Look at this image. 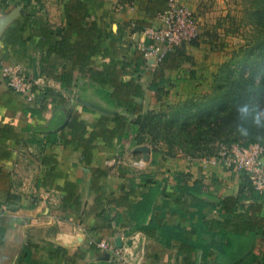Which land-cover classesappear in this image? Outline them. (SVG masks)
Masks as SVG:
<instances>
[{
  "label": "crops",
  "instance_id": "1",
  "mask_svg": "<svg viewBox=\"0 0 264 264\" xmlns=\"http://www.w3.org/2000/svg\"><path fill=\"white\" fill-rule=\"evenodd\" d=\"M170 1L202 15L201 35L197 44L176 48L157 72L138 44L145 27L160 25L158 14ZM204 4L0 0V56L36 81L29 101L9 88L0 66V264H118L91 239L116 243L120 236L127 244L133 234L146 252L143 264H264V196L248 179L221 163L167 155L161 144L138 138L131 123L211 92L229 51L225 38L212 37L217 27L207 22ZM135 85L142 97L132 93ZM119 87L123 99L114 96ZM136 105L141 110L131 114ZM75 113L86 122L81 138L67 127ZM143 144L151 147L149 160L135 151ZM179 174L189 185L202 179L200 192L177 191ZM158 182L166 190L157 207L168 204L147 233L131 211ZM228 196L239 198L237 213L253 219L255 233L238 219L227 222ZM160 215L155 208L143 224Z\"/></svg>",
  "mask_w": 264,
  "mask_h": 264
},
{
  "label": "trees",
  "instance_id": "2",
  "mask_svg": "<svg viewBox=\"0 0 264 264\" xmlns=\"http://www.w3.org/2000/svg\"><path fill=\"white\" fill-rule=\"evenodd\" d=\"M30 1L25 0L26 5ZM249 17L253 19L251 28L254 30V37L235 49L231 57L221 64L215 74L212 91L199 97H192L179 103L166 105V108L168 107L166 111L163 108L159 111L140 114L137 119L131 122L137 127L136 136L138 138L149 137L151 132L147 130L146 123L156 121V124L162 123L163 126L162 128L157 127L156 133L152 134V140L155 144H158V139L162 135L165 138L167 137L166 141L169 149L165 152L171 156L176 155L180 149L184 155L195 159L215 155L218 151L215 150L217 147H211L210 143L218 139H222L227 143H222L225 145L236 143L246 146L255 142L264 145V0H254V5L249 8ZM230 18L234 25L236 19L232 16L229 17V20ZM235 27L238 29V25ZM197 42L198 40H194L192 44H197ZM172 52L167 54L158 64L155 69L157 72L162 66L166 65ZM144 61L146 62L145 58ZM102 80L107 82L108 79ZM163 82L156 83L155 87L157 89L162 88L161 84ZM158 84L159 86H157ZM130 86H133V84ZM134 88L132 93L142 97L144 92L141 87L135 85ZM115 94L114 96L117 98L123 99L127 92L124 87H119ZM127 104L131 106V103L127 102ZM129 109L130 113L137 112L141 110V106L136 105V107ZM122 122L126 126L124 121H121V124ZM85 123L83 119H80L79 114L75 113L70 116L67 127L70 128L73 136L81 138L86 130ZM118 123L120 125V121ZM56 139L57 133L50 134L51 141ZM176 144L179 145L180 149H175L174 145ZM242 174L251 184L249 176L245 172H242ZM184 176L186 178L187 174L175 176L177 181L175 189L184 193L198 194L203 185L202 179H197L193 185H189L184 180ZM165 185V183L158 182L155 186L149 187L132 207L131 215L135 216L137 213L139 222H142L137 226L147 233H152L156 229V221L162 219L165 214L164 210L168 201L164 199V205L160 208L156 204L158 196L166 190ZM222 202L227 215L226 220L229 224H233V220L238 219L242 230L251 233L256 232L253 219L245 216L244 213H237L238 197L228 196ZM155 208L161 211V215L152 217L148 224H143L146 216ZM165 229L172 236L182 237L180 232L172 229V227H165ZM226 234L228 233L226 232ZM182 242H184V239H182ZM234 264H240V262Z\"/></svg>",
  "mask_w": 264,
  "mask_h": 264
},
{
  "label": "built area",
  "instance_id": "3",
  "mask_svg": "<svg viewBox=\"0 0 264 264\" xmlns=\"http://www.w3.org/2000/svg\"><path fill=\"white\" fill-rule=\"evenodd\" d=\"M158 18L160 25L145 27L142 31L145 39L138 44L146 62L152 68L157 67L167 54L180 46L192 44L201 35L199 15L176 1H170L158 14ZM0 66L11 90L25 95L29 101L35 99L33 86L36 81L28 77L19 66L4 61L1 56ZM202 161L206 164L222 163L239 173L245 172L254 190L264 196V145L261 143L255 142L246 146L236 143L222 144L217 154L204 157ZM91 242L96 243L118 264H143L146 258L137 234H133L130 242L121 247L109 239H91Z\"/></svg>",
  "mask_w": 264,
  "mask_h": 264
},
{
  "label": "rangeland",
  "instance_id": "4",
  "mask_svg": "<svg viewBox=\"0 0 264 264\" xmlns=\"http://www.w3.org/2000/svg\"><path fill=\"white\" fill-rule=\"evenodd\" d=\"M206 4L203 5V7H209L208 10V19L207 21L209 25L211 26H216L217 28H214L213 35L212 37L215 38V35L220 37V39L225 38L226 42V47L227 51H229L228 54V59L231 57L232 52L239 48L240 45L245 44L249 42L254 37V30L251 28V24H253V19L249 17V8L254 5V0H205ZM195 13H197L195 11ZM199 17L201 18L200 20H203L202 15L200 13H197ZM232 16L233 18L236 19L235 24L233 25L231 22V18L229 20V17ZM228 18V19H227ZM243 20V21H242ZM233 25V26H232ZM238 25V29L235 27ZM231 27V28H230ZM229 29V31H228ZM211 30V31H212ZM220 35V36H219ZM217 40V39H215ZM227 59V60H228ZM212 91V90H211ZM210 93V92H209ZM168 107H165L166 111ZM156 122V121H155ZM153 123V121H149L146 123L147 130L151 132L149 134V140L151 143L153 142V136L156 133L157 127L162 128V123L156 124ZM163 140V141H160ZM167 137L165 138L164 135H162L158 139V144L162 142L161 146L165 147V149H169V145L167 143ZM157 141V140H154ZM222 143H225L222 141V139H218L212 143H210L211 147H217L215 150L217 153L220 150V146ZM227 144V143H225ZM176 148L175 149H180L178 144L174 145ZM179 154H183L182 150H178ZM184 155V154H183ZM213 156V155H210Z\"/></svg>",
  "mask_w": 264,
  "mask_h": 264
},
{
  "label": "water",
  "instance_id": "5",
  "mask_svg": "<svg viewBox=\"0 0 264 264\" xmlns=\"http://www.w3.org/2000/svg\"><path fill=\"white\" fill-rule=\"evenodd\" d=\"M5 25H6V23L0 26V35H1ZM135 151L142 153L143 158L145 160H149L150 155H151V147L149 145H147V144L138 145L135 148ZM116 244H117V246H120V247L123 245V240H122V238L120 236L117 237Z\"/></svg>",
  "mask_w": 264,
  "mask_h": 264
}]
</instances>
